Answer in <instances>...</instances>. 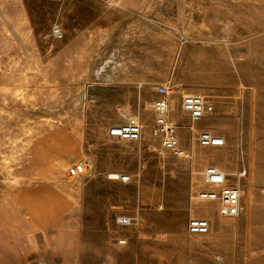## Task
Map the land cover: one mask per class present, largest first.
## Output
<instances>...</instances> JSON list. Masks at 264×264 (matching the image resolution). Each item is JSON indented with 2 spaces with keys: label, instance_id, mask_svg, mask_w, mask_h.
<instances>
[{
  "label": "rangeland",
  "instance_id": "obj_1",
  "mask_svg": "<svg viewBox=\"0 0 264 264\" xmlns=\"http://www.w3.org/2000/svg\"><path fill=\"white\" fill-rule=\"evenodd\" d=\"M168 82L187 159L154 134ZM190 94L213 114L193 124ZM131 117L140 140L109 137ZM208 166L247 170L239 217L199 202ZM194 218L208 234L188 232ZM219 259L264 264V0H0V264Z\"/></svg>",
  "mask_w": 264,
  "mask_h": 264
},
{
  "label": "built area",
  "instance_id": "obj_2",
  "mask_svg": "<svg viewBox=\"0 0 264 264\" xmlns=\"http://www.w3.org/2000/svg\"><path fill=\"white\" fill-rule=\"evenodd\" d=\"M68 4L74 0H57ZM53 36L57 40L64 37L58 27L53 29ZM159 99L155 100L151 108L156 115L154 134L162 139L165 151L175 157L187 159L190 153L181 146L178 137V125L171 119L170 97L174 91L171 82L159 86L156 89ZM182 109L193 121L202 120L213 114L214 108L204 97L190 94L182 98ZM143 134V125L136 117L128 118L127 121L109 130V137L121 141H138ZM202 147L223 148L226 146L225 139L215 136L210 132H203L199 136ZM91 168L88 161L79 162L69 170L70 178H76L87 173ZM247 177V170L240 169L235 172L225 173L216 166H208L204 170V188L198 192V198L205 203L216 204L221 218H237L242 214V183ZM112 180L129 183L131 177L125 174H113ZM127 218L122 219L123 224L129 223ZM210 223L205 218H194L188 223V232L192 235H206L209 233ZM215 264H223L217 260Z\"/></svg>",
  "mask_w": 264,
  "mask_h": 264
},
{
  "label": "bare ground",
  "instance_id": "obj_3",
  "mask_svg": "<svg viewBox=\"0 0 264 264\" xmlns=\"http://www.w3.org/2000/svg\"><path fill=\"white\" fill-rule=\"evenodd\" d=\"M172 94H173V93H172ZM171 96H172V95H171ZM170 98H171V97H170ZM202 120H203V119H202ZM199 121H200V120H199ZM192 122H194L193 124H195V123H197L198 121L196 122V121H193V120H192ZM220 170H221V169H220ZM225 173H227V172H225ZM228 173H231V172H228ZM199 202H202V201H199ZM204 203H205V202H204ZM223 219H233V218H223Z\"/></svg>",
  "mask_w": 264,
  "mask_h": 264
},
{
  "label": "crops",
  "instance_id": "obj_4",
  "mask_svg": "<svg viewBox=\"0 0 264 264\" xmlns=\"http://www.w3.org/2000/svg\"><path fill=\"white\" fill-rule=\"evenodd\" d=\"M170 104H171V99H170Z\"/></svg>",
  "mask_w": 264,
  "mask_h": 264
}]
</instances>
